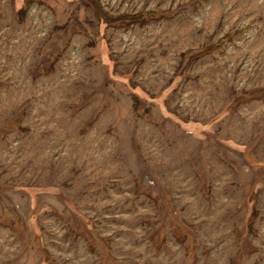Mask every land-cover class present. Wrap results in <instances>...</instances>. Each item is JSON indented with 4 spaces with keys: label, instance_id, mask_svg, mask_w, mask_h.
Returning <instances> with one entry per match:
<instances>
[{
    "label": "rangeland",
    "instance_id": "rangeland-1",
    "mask_svg": "<svg viewBox=\"0 0 264 264\" xmlns=\"http://www.w3.org/2000/svg\"><path fill=\"white\" fill-rule=\"evenodd\" d=\"M0 264H264V0H0Z\"/></svg>",
    "mask_w": 264,
    "mask_h": 264
},
{
    "label": "trees",
    "instance_id": "trees-1",
    "mask_svg": "<svg viewBox=\"0 0 264 264\" xmlns=\"http://www.w3.org/2000/svg\"><path fill=\"white\" fill-rule=\"evenodd\" d=\"M148 16H150L149 18H153L155 15L153 13H149ZM128 19V21H131V22H144L145 21V16L143 15H137L136 17H129V18H126ZM215 47H208L206 49H204L203 51H201L198 56H202V55H205V54H208L210 51H212Z\"/></svg>",
    "mask_w": 264,
    "mask_h": 264
}]
</instances>
